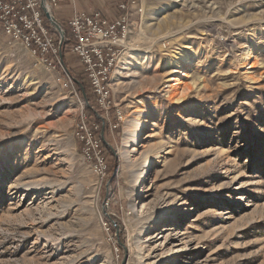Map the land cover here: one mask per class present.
<instances>
[{
	"label": "rangeland",
	"instance_id": "374dc122",
	"mask_svg": "<svg viewBox=\"0 0 264 264\" xmlns=\"http://www.w3.org/2000/svg\"><path fill=\"white\" fill-rule=\"evenodd\" d=\"M136 2L110 81L118 132L60 40L49 66L0 27V264H264V0ZM72 11H52L62 30ZM86 108L113 157L103 180L75 136ZM140 133L150 165L125 155Z\"/></svg>",
	"mask_w": 264,
	"mask_h": 264
},
{
	"label": "built area",
	"instance_id": "2783aa9c",
	"mask_svg": "<svg viewBox=\"0 0 264 264\" xmlns=\"http://www.w3.org/2000/svg\"><path fill=\"white\" fill-rule=\"evenodd\" d=\"M41 1L0 0V27L12 38L21 41L43 64L51 66L53 60L58 58V50L54 46L53 33L44 22ZM115 1L119 16L109 19L99 10L92 13L78 11L75 0H45L46 9L51 15L52 11L61 9L62 3L73 7L68 20L74 40L71 51L78 57L95 96V103L105 112L108 122V112L113 108L110 98L112 71L124 47L123 42L131 31V9L138 5L136 0ZM114 112L117 123H109L110 128L119 126L122 121L120 112ZM100 128L98 124H90L86 115H82L75 136L82 144L80 152L84 162L96 178L103 180L107 176V164L100 141L94 135Z\"/></svg>",
	"mask_w": 264,
	"mask_h": 264
},
{
	"label": "trees",
	"instance_id": "16d2710c",
	"mask_svg": "<svg viewBox=\"0 0 264 264\" xmlns=\"http://www.w3.org/2000/svg\"><path fill=\"white\" fill-rule=\"evenodd\" d=\"M45 24H46V27L52 32L53 30H52L51 26L47 22ZM63 32H64V35H65V40H64L63 45H61L63 47V54H62L63 58H62V60H63V62L65 64V66L68 68V73L71 76V78H73V79H75L77 81V83H76L77 86H78L77 87V92L79 94H81V90L79 89V85H81L83 87V89L85 90V93H86V95L88 97V100H91V99L95 98V96H94V94L92 93V91L90 89V86H89V83H88V79H87L86 74L84 73V71H83V74L81 76H78L77 73H75L74 69H69L68 56L66 54L70 52L69 49H72V46L74 45V40L72 38V34H71L70 27H69L68 23L63 26ZM55 34H56V37H54V46L58 50L59 49V40L60 39L58 38L59 37L58 34L57 33H55ZM62 47H61V50H62ZM94 106H95V109L99 113L103 112V110L98 108L96 103H95ZM109 113H110L109 123L115 125L117 122H116V119H115L114 108H111L109 110ZM85 114H86L87 120H88V122L90 124H98V125L101 124L100 121L96 117H94V115H93V113H92V111L90 109L86 108L85 109ZM105 124H107V123L105 122ZM106 127L108 128V130L110 132H118L120 130V125L115 127V128H110L108 125H106ZM110 129H112V131ZM101 132H102V130L100 128L99 130L94 132V135L100 141V148L102 150V154H103L105 162L107 164V173H110V171H112L113 168H114L113 157H112L110 149L103 142ZM77 142H78V145H79V148H80V151H81L82 144L78 140H77ZM110 158H112V161L109 160ZM110 229L113 230V227H111Z\"/></svg>",
	"mask_w": 264,
	"mask_h": 264
},
{
	"label": "bare ground",
	"instance_id": "6f19581e",
	"mask_svg": "<svg viewBox=\"0 0 264 264\" xmlns=\"http://www.w3.org/2000/svg\"><path fill=\"white\" fill-rule=\"evenodd\" d=\"M126 43V41H124L123 42V45ZM140 126H141V128H139L138 129V132L140 131V130H143L144 129V127H145V123L144 122H140ZM136 135V134H135ZM135 135L133 136V137H135ZM141 136H142V133H140V134H138V136L136 135V138L131 142V145L130 146H134V148L133 149H131L130 151L129 150H125V155L126 156H130V154H131V152H137L140 148L142 149L141 150V152L139 153V157L138 158H141L142 157V161L143 160H145L146 161V163H148L149 165L150 164H152L153 163V158H154V156L155 155H149V153H145V147H144V145H141V142L139 141V140H142L141 139ZM151 136H153V135H149V137H151ZM148 137V138H149ZM138 138H140V139H138ZM147 138V137H146ZM131 139V138H130ZM126 142H128L129 143V140H127ZM138 147H140V148H138ZM147 159V160H146ZM155 162V161H154ZM146 174V173H145ZM147 176H143V179H142V183L141 184H143V182H145L146 180H147V178H146ZM140 185V184H139ZM139 194L140 193H142V189L141 188H139ZM188 213H189V211H188ZM169 229H166L165 231H168Z\"/></svg>",
	"mask_w": 264,
	"mask_h": 264
},
{
	"label": "water",
	"instance_id": "95a60500",
	"mask_svg": "<svg viewBox=\"0 0 264 264\" xmlns=\"http://www.w3.org/2000/svg\"><path fill=\"white\" fill-rule=\"evenodd\" d=\"M41 9L44 13V16L46 17V19L49 21L50 25L55 29V31L58 33L59 38H60V46L62 45L63 41H64V32L62 30V27L60 24H58L56 22V20L54 19V17L49 13V11L46 9V5H45V0L41 1Z\"/></svg>",
	"mask_w": 264,
	"mask_h": 264
}]
</instances>
